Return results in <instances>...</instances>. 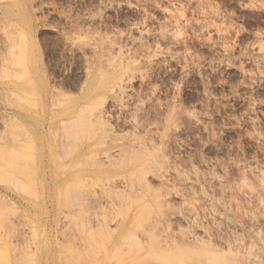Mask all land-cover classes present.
Returning <instances> with one entry per match:
<instances>
[{
	"label": "rangeland",
	"instance_id": "obj_1",
	"mask_svg": "<svg viewBox=\"0 0 264 264\" xmlns=\"http://www.w3.org/2000/svg\"><path fill=\"white\" fill-rule=\"evenodd\" d=\"M198 256L264 264V0H0V264Z\"/></svg>",
	"mask_w": 264,
	"mask_h": 264
},
{
	"label": "bare ground",
	"instance_id": "obj_2",
	"mask_svg": "<svg viewBox=\"0 0 264 264\" xmlns=\"http://www.w3.org/2000/svg\"><path fill=\"white\" fill-rule=\"evenodd\" d=\"M24 39H27V36H24ZM24 55L26 56V53H24ZM27 75V74H26ZM122 79H121V82H120V79H118V78H115L114 80H113V82H112V87H117V88H121V83H122ZM111 87V88H112ZM114 89V88H113ZM119 90V89H118ZM120 91V90H119ZM118 91V92H119ZM113 92V91H112ZM113 93H115V92H113ZM120 93H121V91H120ZM117 94V93H116ZM27 104V103H26ZM102 117V116H101ZM98 118H100V116H98ZM97 117H96V119H98ZM95 120V119H94ZM97 122V121H96ZM102 122H104L103 121V119H102ZM97 123H99V121L97 122ZM100 123H101V120H100ZM104 124V123H103ZM101 125V124H100ZM129 145V144H128ZM132 145V144H131ZM141 144H139V146H140ZM127 146V145H126ZM134 146H135V141H134ZM146 146V145H145ZM131 147V146H130ZM121 148H123V147H121ZM128 148H129V146H128ZM133 147H131V150H134L133 152L134 153H136L135 152V150H137V148L136 149H132ZM138 148H140V147H138ZM142 148H144V146H142ZM127 149V148H126ZM144 149H146V148H144ZM130 150V151H131ZM122 151H124V148H123V150L121 149V152ZM127 151V150H126ZM126 151H124V152H126ZM138 151V150H137ZM123 153V152H122ZM127 153V152H126ZM123 197V196H122ZM124 198V197H123ZM141 201V200H140ZM133 224V223H132ZM148 225V224H147ZM151 225V224H150ZM139 227H140V224L138 225ZM137 225H136V227H138ZM143 226L144 225H142L141 227H140V229L141 228H143ZM149 226V225H148ZM155 226V225H154ZM131 227H132V225H131ZM134 227V226H133ZM132 227V228H133ZM152 227V226H151ZM135 228V227H134ZM153 228V227H152ZM152 228H150V229H152ZM140 229L138 230V231H140ZM148 229H149V227H148ZM134 230V229H133ZM143 230V229H142ZM141 230V231H142ZM145 230V229H144ZM153 230V229H152ZM131 229H130V227L128 228L127 227V225H125V224H123V226H122V228H121V243H123L124 241H126L127 243H128V241L126 240V239H128L129 237H130V234H132L134 231H132V233H131ZM137 230H135V232H136ZM141 231H140V233H141ZM150 231V230H149ZM145 232V231H144ZM148 232V231H147ZM138 232H136L135 234H137ZM139 233V234H140ZM143 233V232H142ZM141 233V234H142ZM134 234V233H133ZM147 234V233H146ZM149 234V233H148ZM145 235V234H144ZM144 235H141L142 237L144 236ZM133 235H131V237H132ZM136 236V235H135ZM118 237H119V234H118ZM134 237V236H133ZM138 237V236H137ZM146 238V237H145ZM149 238V237H148ZM137 239V238H136ZM153 239V238H152ZM135 240V239H134ZM147 240V239H146ZM129 241H130V243H132L131 242V240L129 239ZM144 241V240H143ZM133 242H135V241H133ZM138 242V240L135 242V243H137ZM171 242V241H170ZM125 243V242H124ZM139 243H140V240H139V242H138V247H139V249H138V251H137V253L139 252V256H138V262L139 263H141V262H144L146 259H144L145 258V256H141V254H142V252H143V249L145 248V246L143 245V247L144 248H141L142 247V245L141 246H139ZM167 243V242H166ZM165 243V244H166ZM129 244V243H128ZM164 244V245H165ZM118 245H119V243H118ZM124 245H126V244H124ZM130 245V244H129ZM136 245V246H137ZM163 245V246H164ZM167 245L168 244H166L164 247H166V249H165V251L167 250V251H170V248H168L167 249ZM131 246H133V244L131 245ZM163 247V248H164ZM170 247V246H169ZM127 248V247H126ZM129 248V247H128ZM132 248V247H131ZM158 248H160L161 249V247L159 246ZM124 249V248H123ZM122 249V250H123ZM136 249V250H137ZM160 249H158V250H160ZM121 250V249H120ZM127 250V252L129 251V250H131V249H126ZM121 252V251H120ZM132 252V251H131ZM125 253V252H124ZM128 253H130V252H128ZM127 253V254H128ZM119 255L121 256V254L119 253ZM122 255H123V253H122ZM145 255H146V253H145ZM197 255V254H196ZM210 260V259H209ZM127 261V260H126ZM146 262V261H145ZM209 263H212V264H223V263H221V261H219V259H213V260H211L210 262H208V259H206L205 257H202V256H198V257H195V258H188L186 261H184L182 264H209Z\"/></svg>",
	"mask_w": 264,
	"mask_h": 264
}]
</instances>
